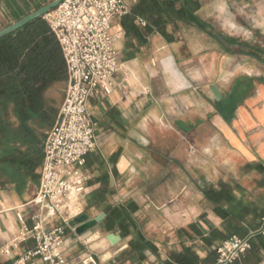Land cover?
Wrapping results in <instances>:
<instances>
[{
    "label": "crops",
    "instance_id": "0c3cea01",
    "mask_svg": "<svg viewBox=\"0 0 264 264\" xmlns=\"http://www.w3.org/2000/svg\"><path fill=\"white\" fill-rule=\"evenodd\" d=\"M192 1L197 5V18L210 20L203 13L212 1ZM125 2L129 7L127 15H130L139 0ZM185 2L181 0L178 7ZM263 3L256 0L255 6L263 7ZM45 5L47 2L43 0H0V23L13 24ZM123 18L115 20L112 28L117 37L120 62L117 87L110 95L96 93L89 101L98 125L99 149L88 156L83 170L82 181L86 186L81 196L85 199L83 210L76 214L67 212L68 207L73 211L78 201L72 196L66 202L68 215L64 212L52 226L64 228L62 249L71 264H82L89 257L92 260L88 264H164L171 254L182 252L185 245L194 246L204 259L208 252L203 243L181 237L179 232L197 225L209 233L211 228L223 230L228 223L215 214L214 206L205 198L203 190H199V170L185 175L184 159L159 157L149 158L150 173L141 175L138 170L143 158L140 151L147 142L145 135L157 125L183 140L191 139L197 149L213 155L218 153L205 163L213 165L211 173L203 175L211 186L214 184L219 190L221 183L229 184L234 198L255 203L264 210V55L261 59L251 57L240 48V39L228 45L221 39L224 37L221 33H201L199 27L184 24L180 18L162 31L152 33H146V21L141 18L134 21L136 30L131 28L127 33ZM200 39L209 45L201 46ZM123 85L126 96L121 90ZM234 90H238L241 98L232 115L225 118L217 112L216 105L230 98ZM202 134L208 136L200 137ZM185 161L189 165L201 162L199 159ZM169 164L175 165L174 173L168 170ZM42 166L37 171L39 176ZM216 166H223L228 173L221 175ZM141 179L144 185L137 184ZM168 181L175 182L173 198L196 200L188 209L183 204L176 205V212H189L197 217L189 221L182 219L181 224L175 225L178 236L171 232L174 227L167 226L161 229L165 235L155 236L147 215L167 214L170 210L166 201L156 204L151 191L159 184L166 195ZM39 183L40 177L22 196L13 187L0 188V260L3 262L15 264L21 255L36 246L33 239L20 241L24 225L17 214L22 213L26 226L32 227L31 216L36 209L29 203L36 197ZM199 200L207 204L202 209ZM131 203L137 205L134 217L154 250L148 247L136 255H126L133 237L123 238L119 231L107 230V209ZM101 214H105V218L81 235L76 227L70 226V222L81 215L92 220ZM262 221L259 231L263 233L264 218ZM248 224L242 225L248 228ZM189 233L195 236L192 230ZM110 234L120 236V241L111 243ZM212 249L215 262L217 247ZM260 257L258 264H264V252ZM29 264L45 263L36 259Z\"/></svg>",
    "mask_w": 264,
    "mask_h": 264
},
{
    "label": "trees",
    "instance_id": "16d2710c",
    "mask_svg": "<svg viewBox=\"0 0 264 264\" xmlns=\"http://www.w3.org/2000/svg\"><path fill=\"white\" fill-rule=\"evenodd\" d=\"M31 1V0H27ZM181 0H139L130 15L123 18V27L129 33L134 21H146V33L162 31L180 18L184 24L194 25L209 32V24L197 18V5L192 0L179 8ZM210 33V32H209ZM228 44L235 40L221 37ZM261 59L253 50L250 54ZM68 81L66 61L61 46L45 18L29 23L17 32L0 39V188L13 187L18 195L25 194L32 184L39 182L38 170L44 162L47 133L54 126L61 101L65 98L64 86ZM234 90L230 98L217 103V112L228 118L240 100ZM88 158V157H87ZM205 198L214 206V212L228 225L223 230L211 228L207 233L197 225L191 226L181 237L200 240L208 256L201 258L193 247L184 246L180 253H173L164 264H211L218 247L232 236L254 234L251 249L231 264H258L264 252V210L255 203H245L234 198L229 184L221 183L220 189L203 190ZM137 205L107 209L108 231H119L123 238L132 236L130 250L125 254L136 255L146 248L154 250L142 234L134 217ZM243 223H249L248 228ZM0 264H10L0 260Z\"/></svg>",
    "mask_w": 264,
    "mask_h": 264
},
{
    "label": "built area",
    "instance_id": "2783aa9c",
    "mask_svg": "<svg viewBox=\"0 0 264 264\" xmlns=\"http://www.w3.org/2000/svg\"><path fill=\"white\" fill-rule=\"evenodd\" d=\"M128 13L125 0H63L44 17L61 46L68 83L58 119L47 133L38 192L29 203L36 209L32 227L26 226L22 213L17 214L24 225L20 241L33 239L36 246L15 264L36 259L45 264H71L62 249L64 228L52 224L62 217L71 196L78 198L86 191L82 177L87 157L99 149L98 125L89 101L94 94L110 95L117 87L120 62L112 28L115 20ZM121 90L126 96L125 85ZM253 237L232 236L224 241L211 264L233 263L251 249Z\"/></svg>",
    "mask_w": 264,
    "mask_h": 264
},
{
    "label": "rangeland",
    "instance_id": "374dc122",
    "mask_svg": "<svg viewBox=\"0 0 264 264\" xmlns=\"http://www.w3.org/2000/svg\"><path fill=\"white\" fill-rule=\"evenodd\" d=\"M45 1L48 4L54 0H43V2ZM211 1L212 4L209 7H206L203 13L204 17H210V20L206 22L204 21L205 23L209 24V32L211 34L221 33L222 35H224V37L232 38L234 40H236L237 38L240 39L242 43L240 48L243 49L244 52H247L249 56H251L250 54L251 52H253V50L257 53H260L261 55H264V3H263V7H259V6L257 7L255 6L256 0H211ZM9 25L10 24L6 22L0 23V29H3L4 27H7ZM207 31L201 30V33L202 32L208 33ZM200 45L207 46L209 45V43H207L203 39H200ZM63 90L66 95L67 84L64 86ZM63 102L64 99L60 103L59 113L62 108ZM145 136L147 142H145L144 148H142V150L140 151V157H143L141 158L143 161L142 160L139 161V166H138V170L141 173V175L150 173L149 172L150 163L148 162L149 158L152 159H156L159 157L162 158L165 157L169 159L181 158L184 159L183 173L185 175L191 174L193 170L194 171L199 170L200 176H198L199 183L197 185L199 190L200 189L204 190L208 187H213L214 184H212L211 186L210 185L211 183H208L205 179V176L203 175L205 174L207 175L208 171L209 173H211V171L213 170L212 163H210L211 166L205 164L207 159L212 158L214 156L217 157L218 153H216V155H213L211 152H205L200 149H197V147L192 145L193 141L191 139H189V142L187 140H183L175 133H172L170 130H166L164 127L163 128L159 127L158 125L153 126L152 131ZM202 136L207 137L208 134L200 135V137ZM180 145H185V146L184 147L182 146L183 147L182 148L180 147ZM186 159L188 161L190 159H199L201 162L199 163V165L198 162H194L193 165H189V162L185 161ZM216 169L221 175H225V173L226 174L228 173L227 171L224 170L223 166H216ZM168 170L171 171V173H174L175 165L169 164ZM142 180L143 179L139 180L137 184L144 185L145 183L142 182ZM220 183L221 182H217V183L215 182V184H220ZM166 184H167L166 195L158 184L156 189L151 191V196H152V200L156 204H159V202L161 201L162 202L166 201V206H168L170 212H168L167 214L162 213L161 215L159 214L147 215L146 218H148L151 224L153 235L155 236L165 235L164 230L161 229L163 226L164 227L167 226L168 228L174 227L172 228L173 230L171 232L175 233L174 235L178 236L179 230H176L175 225L181 224L182 219L189 221L193 218H196L197 215L189 212L183 214L176 212V205L183 204L185 209H188L193 203L195 204L196 200L195 198L192 197H187L184 199L173 198V195L176 191L175 182L168 181ZM125 190H127V188H125ZM77 200L78 201L73 211H70L69 207L67 208V212H69V214L72 213L76 214L81 210H83L85 199L82 197H78ZM199 205L202 209L207 204L204 203L202 200H199ZM67 212H65V215H68ZM201 216H199L198 218L200 219ZM183 230H187L188 232H191V228L189 227Z\"/></svg>",
    "mask_w": 264,
    "mask_h": 264
},
{
    "label": "water",
    "instance_id": "95a60500",
    "mask_svg": "<svg viewBox=\"0 0 264 264\" xmlns=\"http://www.w3.org/2000/svg\"><path fill=\"white\" fill-rule=\"evenodd\" d=\"M63 0H54L50 2L49 4L41 7L39 10L25 16L24 18L16 21L13 24H10L7 27H4L3 29H0V39L13 34L23 28L24 26L28 25L29 23L36 21L40 18H44L51 10L55 9L60 5V3ZM105 218V214H101L99 217L89 220L86 215H81L79 217L74 218L70 222V226L75 228L77 230L78 234H83L84 232L88 231L89 229L96 226L98 223H100ZM111 243L116 244L120 241V236H117L115 234H110L108 236Z\"/></svg>",
    "mask_w": 264,
    "mask_h": 264
},
{
    "label": "bare ground",
    "instance_id": "6f19581e",
    "mask_svg": "<svg viewBox=\"0 0 264 264\" xmlns=\"http://www.w3.org/2000/svg\"><path fill=\"white\" fill-rule=\"evenodd\" d=\"M72 197V196H71Z\"/></svg>",
    "mask_w": 264,
    "mask_h": 264
}]
</instances>
